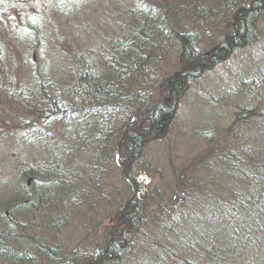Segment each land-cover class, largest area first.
<instances>
[{"label":"trees","instance_id":"16d2710c","mask_svg":"<svg viewBox=\"0 0 264 264\" xmlns=\"http://www.w3.org/2000/svg\"><path fill=\"white\" fill-rule=\"evenodd\" d=\"M70 1L76 2L75 6L81 2V0ZM31 2L28 0H0V11ZM168 2L170 4L175 2L176 8L171 10ZM161 3L163 7L160 9L134 11L139 13L134 18L135 27L129 32L128 40L124 39L114 43L111 56L106 57V54H98L101 65L98 63L97 67H93L91 62L93 59L87 56L86 58L70 57L71 66L68 67L70 75L66 81L61 77H51L52 74L46 72L49 74H46L49 78H42L41 81L38 79L34 86L26 91L24 98L27 99L25 100L30 102L32 106L30 108L33 111L41 114L46 123L38 128L35 123L32 124V127H25L26 130L31 129L29 130L30 138L35 142L38 140L41 145L46 147V144L51 141L49 130L52 122L68 123L67 121L75 120L76 127L73 129L70 126V129L66 130L71 135L70 138L68 136V139H65L64 133L55 134L65 142L67 141L64 147H61L60 142L58 144L53 142V147L50 148V145H47L49 149L46 155H36L33 163L27 161L37 169L29 170L30 173L26 174V187L20 192L11 193L7 184L0 185V236L6 235L5 239H0L2 248L0 251L6 257L0 258L1 263L37 264L38 262L41 264L45 261V264H61L66 260L73 264H119L123 261L121 257L118 259H114V257L116 253H120L117 247L120 245V250H124V253L130 252L131 261L133 256L139 252L149 253L150 251L152 253L151 257L153 256V258L140 259L136 264H178L180 260L188 264H201V262L205 264H240L247 258L246 261L249 264H264V159H262L264 153L257 154L261 156L253 159L244 153L238 156V152L235 151L233 153L231 151L216 153V156H220L216 163L221 161L222 165L221 167H206V180L215 186L211 188L212 193L209 194L211 199L206 201L205 209L202 206L198 207V212L200 209L202 211L200 215L202 217L205 215L204 219L195 216V212H192L193 215L187 211L184 213L179 203L172 200L167 203L161 202L159 205L164 206L160 208L161 212H156V216L150 220L145 217L146 221L144 216L147 213L149 207L147 202H150V199L143 197L144 201L138 203V194L140 195V193L135 189L134 183H132L133 187L128 183L129 186L125 191L127 206H123L119 210H112L114 206L112 200L109 199L104 201L107 205L100 211L102 214L111 211L112 216L118 219L121 213L122 216L127 215L124 220L129 218L131 230L123 229L122 231L125 222L120 220L118 234L115 233L112 238L113 233L111 232L112 234L108 236L104 245H97L96 249L91 247V251H81L78 246L81 242L80 238L72 239L69 236L68 239V236H65V239H68V244L74 242L76 244L67 245L68 248L62 252L59 244L54 246L47 244V241L43 239L44 233L32 231L39 229L42 223L46 222L50 232L55 227L62 233L66 230L62 226L66 222L59 224L58 219L69 220L67 217L69 207L74 213L73 220L83 226L82 220L85 217L82 211L86 205L90 204L87 198L92 197V194L90 190L86 197L82 195L85 200L80 197L90 189L84 186L85 190L82 191L80 188L77 191L82 177L87 176V181H90L88 185H90L91 177L98 175L105 167L99 157L105 158L109 154L114 161L117 150L116 143L120 138L130 155V159L123 167H127V165L138 167L137 160L139 161L142 155L141 144L144 135L155 134L158 136L164 130L165 124H168L174 117L175 108L167 107L162 102L159 106L155 105L150 113V118L144 120L141 108L147 106L149 101L145 99L142 92L137 90H143V82H151L149 78L146 81L144 78L143 80L140 78L147 76L144 69L151 56L160 51L162 42H167L170 46H175L180 49V52L182 51V59L178 62L179 70L172 71L173 75H162V79L155 82L159 84V88L161 87L166 93H169L173 100L172 106H174L188 88L189 84L187 83L196 74L200 75L219 63L223 64L230 60L234 54L239 56L251 46L254 41L250 40L254 39L257 33L254 23L256 11L264 9V0H160ZM206 4L209 5H207V10ZM134 12L133 14H135ZM221 15L224 23L219 31L216 22L208 20L216 19V16L221 17ZM190 27L191 29H189ZM33 29L37 31L35 38L42 41L44 37L42 31L38 28ZM206 29L210 31H206ZM206 32L211 33H208L209 35L204 38L203 34ZM27 37L29 36L27 35ZM203 39L212 41L214 44H211L210 49L206 52L199 54L198 46ZM207 54L209 55L207 56ZM220 55H225L227 60L214 59ZM254 58L256 57L251 56L248 61L255 67L259 63H256L258 60ZM206 63L212 64V66L206 68L204 67ZM254 67L249 66L241 70L244 73H257ZM0 73V83L4 84L6 73L5 71ZM231 74L234 80L238 77V72L235 73V69H232ZM251 78V81L243 80L244 88H239L234 84L235 86L231 85L227 90L242 92L240 94H246L247 98L253 97V103L250 105L252 108L241 109L240 112L244 117L236 122L233 130L229 127L230 125L219 126L216 134L225 130L227 135H233L228 137L233 142L237 133L250 134L249 131L246 132L247 125L250 123L248 119H250L252 121L250 127L255 130L259 129L255 132L250 131L251 134L256 135L260 145L264 146V136H262L264 121L260 124L256 122V119L253 121V117L248 118L253 109H260L264 104V72L258 71ZM60 82L64 85H60ZM251 82H255V85L252 88L247 87ZM226 93L222 95L226 98L220 101L221 103L234 100ZM136 110L139 111L138 116H135V118H139L138 121L133 117ZM163 110H166L167 114H161ZM29 121L34 122V120L26 122ZM143 121H145L144 131H139L138 127ZM82 123L84 124L83 131L82 128L78 129ZM261 137L263 139H260ZM94 140L93 149L98 154V162L95 160L89 162L86 159L88 167H91V171L88 172L81 168L83 165L80 164L83 161L78 160V155L81 152L83 157H87L86 147ZM223 145L229 147L227 140L223 142ZM253 146L258 147V142H253ZM70 153L72 156H69ZM222 157L228 161L229 167H224L226 164L223 165ZM105 161L108 160L105 158ZM256 161L257 163H255ZM140 172H136V174ZM122 174L128 177L127 170L124 169ZM23 180L24 178L21 177V181ZM39 192L47 200L48 207L46 206L42 210L31 204ZM197 201L193 204L195 205ZM54 205L57 210H52ZM36 213L37 219L30 218L31 215L34 217L33 214ZM80 218L82 219L80 220ZM136 218L139 219V224L133 223ZM192 220H195L193 224ZM213 223L216 225L215 227ZM146 224L153 229L143 236L133 227V225H143L144 227ZM203 226L206 228L204 229ZM68 230L70 231V229ZM21 233L24 234L21 235ZM124 246H126L125 249L121 248ZM38 255L41 257L38 258Z\"/></svg>","mask_w":264,"mask_h":264},{"label":"rangeland","instance_id":"374dc122","mask_svg":"<svg viewBox=\"0 0 264 264\" xmlns=\"http://www.w3.org/2000/svg\"><path fill=\"white\" fill-rule=\"evenodd\" d=\"M28 1L32 2L0 11V72L5 71L6 73L4 84L0 83V185L2 183L7 184L8 188L11 189V193L20 192L25 188L26 174L29 170L37 169L27 161L33 163L36 155H46L49 149L47 145H50L51 148L53 142L57 144L60 142L61 147H64L67 141L65 142L64 139L55 134L64 133L65 139H68V136L70 138L71 135L66 130L70 129V126L73 129L76 127L75 120L67 121L68 123L52 122L49 130L51 141L46 144V147L41 145L38 140L35 142L30 138L31 133L29 130L31 129L26 130L25 127H32V124L35 123L36 128H38L46 123L41 114L30 108L32 107L30 102L25 100L27 98H24L26 91L33 87L38 79L41 81L42 78H49V74H52L51 77H61L62 80L66 81L70 75L68 73V67L71 66L70 57H90L93 59V61L90 60L93 67H97L96 64L99 63L98 54L103 53L106 54V57L111 56L114 43L124 39L128 40L129 32L135 27L136 21L134 18L139 13L134 11L139 9L151 11L163 7L160 0H81L78 6H75L76 2L70 0ZM169 5L171 10L177 6L175 2L174 4L169 3ZM256 12L254 23L256 24L255 31L257 33L255 38L251 39L252 41L255 40L251 46L239 56L234 54L230 60L223 62V64L219 63L211 70L207 69L209 71L202 72L200 75L196 74L187 83L189 84L188 88L174 106H172L173 100L169 93H166L161 87L159 88V84L155 82L162 79V75H173L174 72L172 71L179 70L178 62L182 59V51L180 52L179 48L172 47L167 42H162L160 51L151 56L147 67L144 69L147 76L140 78L141 80L144 78V81L149 78L151 82H143V90H137L142 92L145 99L149 101L147 106L141 108L144 120L150 118L154 106H159L162 102L167 107L175 108L174 117L168 124H165L164 130L158 136L155 134L144 135L141 144L142 155L139 161L137 160L138 167H129L128 165L123 167L130 159V155H128L124 142L120 138L116 143L117 150L114 161L109 154L105 157L108 161H105L104 157H99L105 167L99 174L97 173L98 175L91 177L90 185H88L90 181H87V176L82 177L77 191L80 188H82V191L85 190L84 186L90 189L81 194L80 197L85 200L83 196L86 197L90 190L92 194V197L87 198L90 204L86 205L82 211L85 217L82 220L83 226L78 225V222L73 220L74 213L69 207L67 209L69 220H59L58 222L59 224L66 222L62 225L66 229L62 233L55 227L50 232L46 222H43L39 229H33L32 231L44 233L43 239L47 241V244H50V246L59 244L62 252L68 248L67 245L76 244L75 242L68 244L69 236L72 239L80 238L81 242L78 246L81 251H91V247L96 249L97 245L106 243L109 235L113 233L112 238H114V234H118L120 220L125 222L122 231L123 229L126 231L131 230L129 218L124 220L127 215L122 216L121 213L118 219L112 216L111 211L103 214L100 211L107 205L104 201L109 199L112 200L114 206L112 210H119L123 206H127L125 191H127L129 185L132 187L135 185V189L139 191L138 203L144 201L143 197L150 199V202H147L149 207L144 218L153 219L156 212L160 213V208L164 207L162 204L159 205L161 202L167 203L175 200L182 207L184 213L186 211L187 213L195 212V216L204 219L205 215L203 217L200 215L202 211L200 209L198 212V207L202 206L205 209L206 201L211 199L209 194L212 193L211 188L215 185L206 180V167H221V161L220 164L216 163L220 157L216 156V153H222L221 151H231L233 153L235 151L238 152V156L244 153L251 159L258 158L261 155L257 154L264 153V146H261L255 137L256 135L250 132L259 130L250 127L252 122L250 119H248L250 123L246 128V132L249 131L250 134L237 133L233 142L228 138L230 134L227 135L225 130H221L216 134L219 126L226 127L230 125L229 127L233 130L236 122L244 117L240 112L241 109L245 107L252 108L250 105L253 103V97L247 98L246 94L241 95L242 92L238 93L235 90H233L231 96L234 99L233 101L221 103L220 101L226 98L222 95L226 91L228 92L227 88L234 84L238 86L245 79L251 81V77L255 76L258 71L264 72V9ZM215 18L208 21L216 22L220 31L224 23L222 22L223 17L221 15V17L216 16ZM187 25L193 26L191 24ZM33 28L42 31L44 36L42 41L35 38L37 31ZM206 31L210 30L206 29ZM213 32L216 33V31ZM208 33L203 34L204 38L209 35ZM33 39H35L34 42H32ZM211 44L214 43L203 39L198 46V53L206 52L210 49ZM251 56L256 57L254 59L258 60L256 63L259 64L255 67L248 61ZM99 65L101 64L99 63ZM204 65L206 68L212 66L209 63ZM249 66L254 67L257 73L242 72V68ZM232 69H235V73L238 72V77L235 80L230 75ZM46 72H49V74ZM60 85L64 84L60 82ZM263 106L264 104L260 109H253L250 112L251 116L248 118L253 117V121L256 119V122L261 124L264 121ZM118 114L121 116L120 113ZM138 114V110L133 113L136 121L139 120V118H135ZM27 120H34V122L29 121L27 123ZM83 120H85L84 117ZM144 122L140 123L139 131H144ZM80 128L83 131V123L78 129ZM211 132L213 134L210 136ZM237 137L239 138L237 139ZM225 140H227L229 147L223 145ZM253 142H258V147H254ZM93 145H95V140L86 147L87 157H83L81 152L78 155V160L83 161L80 164L83 165L81 168L88 172L91 171V167H88L86 159L89 162H94L93 160L98 162V154L93 149ZM69 156H72V153ZM221 160L223 165L226 164L224 167H229V163L224 157ZM124 169L127 170L128 177L123 176ZM141 170L142 172H140ZM136 172L140 173L136 174ZM215 174L217 173L215 172ZM21 177L24 178L23 181H21ZM128 183L130 184L128 185ZM71 197L73 196L71 195ZM196 200L198 201L194 205L193 203ZM56 205L52 210H57ZM190 206L195 209L190 208ZM194 221L192 220L191 223L193 224ZM139 222V219L136 218L133 223L139 224ZM146 226L133 225L135 231H139L142 236L153 229L150 225L147 228ZM213 226L216 225L213 223ZM191 227L193 228L192 225ZM203 227L206 228V226ZM65 236H68V239H65ZM117 247L120 251L118 257L123 260L119 264H136L145 254L153 258L150 251L149 253L139 252L133 256L131 261L130 252L124 253V250H120V245ZM125 247L121 248L125 249ZM131 247L133 248V246ZM134 249L136 250L135 246ZM39 257L41 255H38ZM35 260L37 261V258ZM243 261L240 264H249V262ZM0 264L4 263L0 262ZM37 264L39 263L37 262ZM41 264H45V261ZM178 264L188 263H183L180 260ZM201 264L205 263L201 262Z\"/></svg>","mask_w":264,"mask_h":264},{"label":"bare ground","instance_id":"6f19581e","mask_svg":"<svg viewBox=\"0 0 264 264\" xmlns=\"http://www.w3.org/2000/svg\"><path fill=\"white\" fill-rule=\"evenodd\" d=\"M208 4H206V10H207V8H208V6H207ZM250 41H252V40H250ZM255 41V40H254ZM209 54H207V56H208ZM226 56L225 55H220V56H217V57H215L214 59L215 60H218V59H222V60H227V58H225ZM209 65H212V64H209ZM230 75H232V74H230ZM255 85V82L254 83H249L248 85H247V87H249V88H252L253 86ZM234 86V85H233ZM238 87L239 88H244L245 87V85H244V83H241V84H239L238 85ZM232 94H233V90H231V91H228L227 93H226V95L227 96H232ZM167 114V111L166 110H163V111H161V114ZM171 121V120H170ZM213 132V131H212ZM210 133V136L213 134V133ZM206 134V133H205ZM209 135V134H208ZM204 136V135H203ZM205 137H206V135H205ZM47 193V192H46ZM46 200V198L44 197V196H42V194L39 192V194L34 198V200H33V202L31 203L32 205H34L37 209H44V207L46 208V206H47V200ZM48 207V206H47ZM34 215V217L31 215V217L30 218H34V219H37L38 217H37V213L36 214H33ZM58 220H60V219H58ZM5 239L6 238V235H4V236H0V239ZM0 250H2V248L0 247ZM97 256V255H96ZM98 257V256H97ZM0 258H6L5 257V255H4V253L3 252H1L0 251ZM115 258H119L118 257V253H116V256L114 257V259ZM142 259H148V256L147 255H145V256H143V258ZM61 264H73V263H69L68 261H63Z\"/></svg>","mask_w":264,"mask_h":264}]
</instances>
